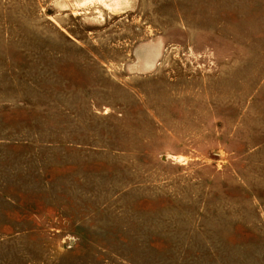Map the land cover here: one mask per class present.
<instances>
[{
    "label": "rangeland",
    "instance_id": "rangeland-1",
    "mask_svg": "<svg viewBox=\"0 0 264 264\" xmlns=\"http://www.w3.org/2000/svg\"><path fill=\"white\" fill-rule=\"evenodd\" d=\"M0 264H264V0H0Z\"/></svg>",
    "mask_w": 264,
    "mask_h": 264
}]
</instances>
